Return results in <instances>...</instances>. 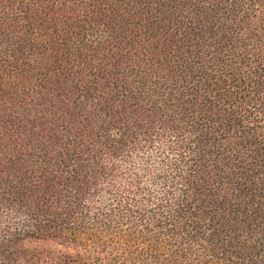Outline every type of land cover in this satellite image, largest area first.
I'll return each mask as SVG.
<instances>
[{
  "label": "trees",
  "instance_id": "16d2710c",
  "mask_svg": "<svg viewBox=\"0 0 264 264\" xmlns=\"http://www.w3.org/2000/svg\"><path fill=\"white\" fill-rule=\"evenodd\" d=\"M0 264H264V0H0Z\"/></svg>",
  "mask_w": 264,
  "mask_h": 264
}]
</instances>
